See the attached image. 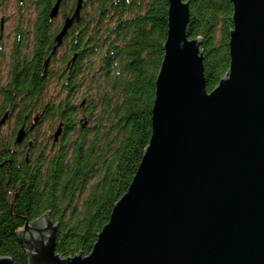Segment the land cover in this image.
Listing matches in <instances>:
<instances>
[{
    "label": "water",
    "instance_id": "water-1",
    "mask_svg": "<svg viewBox=\"0 0 264 264\" xmlns=\"http://www.w3.org/2000/svg\"><path fill=\"white\" fill-rule=\"evenodd\" d=\"M229 1V66L208 91L201 41L186 32L189 3L168 0L150 137L126 192L85 256L55 252L49 213L26 223L27 264H264V0ZM0 264L14 263L3 255Z\"/></svg>",
    "mask_w": 264,
    "mask_h": 264
},
{
    "label": "trees",
    "instance_id": "trees-1",
    "mask_svg": "<svg viewBox=\"0 0 264 264\" xmlns=\"http://www.w3.org/2000/svg\"><path fill=\"white\" fill-rule=\"evenodd\" d=\"M183 1L190 10L186 32L201 41L210 91L228 70L232 6L229 0ZM51 3L39 1L44 28L37 33L32 60L8 86V103L21 102L29 114L38 111L50 130L62 121L64 132L52 148L46 136L38 147L34 142L23 169L15 168L14 160H0V256L11 257L14 264H27L21 230L44 213L58 224L57 254L85 256L91 251L148 144L167 31L168 0H85L83 18L72 33L76 60L61 75L47 64V76L41 79ZM62 4L66 8L69 3ZM58 75L54 98L47 80ZM82 98L87 125L77 129Z\"/></svg>",
    "mask_w": 264,
    "mask_h": 264
},
{
    "label": "flooded vegetation",
    "instance_id": "flooded-vegetation-1",
    "mask_svg": "<svg viewBox=\"0 0 264 264\" xmlns=\"http://www.w3.org/2000/svg\"><path fill=\"white\" fill-rule=\"evenodd\" d=\"M15 1L16 9L0 10V160H7L9 162L14 160L16 162L14 164L15 168L23 169L22 160L28 162V156L33 143L35 142V145L38 147L40 140L46 136L50 148H52L60 141L64 128L62 121H58L51 130L48 128L49 123L44 122L47 125L48 132L43 134L39 130L42 123L40 122L38 111L33 110L29 114L26 106L21 105V102L15 101L14 106L8 103V86L13 79H17L24 72L26 63L32 60V52L37 42V33L40 30V34H42L44 28L42 20H40V10L38 9L40 0ZM55 2L56 0H52L45 23L48 31L46 49H49V51L43 57V66L44 61L48 58L50 70L54 72L58 71L61 75L65 69L69 70L71 68V65L77 58V53L72 51V33L77 29L83 18L82 13L85 0L82 1L79 17L73 19L70 27L62 37L61 43L57 46L55 36L61 31L65 20L74 14L77 0H61L56 15L51 17L50 9ZM63 2L69 3L66 8H63ZM54 47L56 48L53 52ZM55 62L58 63L57 67H54ZM60 75L50 77L47 82H56ZM46 76L47 70L44 72L43 67V70L39 72V77L43 79ZM83 104L84 99L82 98L81 105L78 107L77 129H84L87 125L86 112L82 111L84 109L82 107ZM37 114H39V119L36 124H33V118ZM59 123L62 124L61 133L53 144V134ZM20 129L23 130L24 134L21 141L17 142L16 136ZM5 189H8V184L5 185Z\"/></svg>",
    "mask_w": 264,
    "mask_h": 264
},
{
    "label": "rangeland",
    "instance_id": "rangeland-1",
    "mask_svg": "<svg viewBox=\"0 0 264 264\" xmlns=\"http://www.w3.org/2000/svg\"><path fill=\"white\" fill-rule=\"evenodd\" d=\"M16 1L15 0H0V10H14L16 9ZM58 63L55 62L54 63V67H57ZM57 91V84L55 81H49L48 82V86H47V92L50 94V95H56ZM57 95L54 97L56 98ZM59 97V96H58ZM81 100V95L78 96L77 98V101L76 103H79ZM41 133H46L48 131L47 129V125L45 123H42V125L40 126V129Z\"/></svg>",
    "mask_w": 264,
    "mask_h": 264
}]
</instances>
